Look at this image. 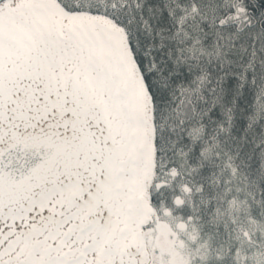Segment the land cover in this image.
I'll list each match as a JSON object with an SVG mask.
<instances>
[{
  "label": "snow or ice",
  "instance_id": "obj_1",
  "mask_svg": "<svg viewBox=\"0 0 264 264\" xmlns=\"http://www.w3.org/2000/svg\"><path fill=\"white\" fill-rule=\"evenodd\" d=\"M0 264H264V0H0Z\"/></svg>",
  "mask_w": 264,
  "mask_h": 264
}]
</instances>
